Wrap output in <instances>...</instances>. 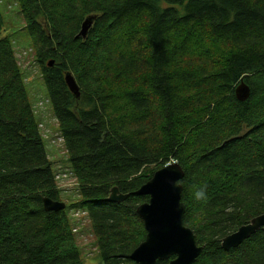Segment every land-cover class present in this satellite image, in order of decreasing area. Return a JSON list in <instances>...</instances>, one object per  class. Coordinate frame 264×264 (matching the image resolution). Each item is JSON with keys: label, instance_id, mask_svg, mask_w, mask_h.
<instances>
[{"label": "trees", "instance_id": "obj_1", "mask_svg": "<svg viewBox=\"0 0 264 264\" xmlns=\"http://www.w3.org/2000/svg\"><path fill=\"white\" fill-rule=\"evenodd\" d=\"M16 1L77 191L44 211L61 198L0 7V264H85L69 212L85 214L99 264H134L147 201L136 191L171 162L183 224L204 247L195 264H264L263 230L221 248L264 214V0ZM114 187L125 201H108Z\"/></svg>", "mask_w": 264, "mask_h": 264}, {"label": "water", "instance_id": "obj_2", "mask_svg": "<svg viewBox=\"0 0 264 264\" xmlns=\"http://www.w3.org/2000/svg\"><path fill=\"white\" fill-rule=\"evenodd\" d=\"M96 15L87 16L80 26L76 39H86ZM53 61L48 66H53ZM64 82L73 98H80L77 82L70 72L64 74ZM235 96L239 102L250 96L249 87L241 81L235 88ZM184 171L177 162H171L154 172L153 176L143 184L136 194L147 197V201L136 208V214L143 223L146 236L129 256L134 264H157L167 261L168 264H195L204 247L197 243L191 229L183 224L185 206L182 203L183 187L181 181ZM127 195L119 193L114 187L108 196L111 203L125 201ZM66 205L50 198H43V209L46 212H59ZM259 230L264 231V214L252 218L235 232L221 240V248L225 251L239 247L245 240Z\"/></svg>", "mask_w": 264, "mask_h": 264}, {"label": "rangeland", "instance_id": "obj_3", "mask_svg": "<svg viewBox=\"0 0 264 264\" xmlns=\"http://www.w3.org/2000/svg\"><path fill=\"white\" fill-rule=\"evenodd\" d=\"M1 11L7 25L8 35L14 47L15 57L27 85L29 100L39 122L48 158L53 166L60 202L68 205V199H76L77 183L72 178L67 163L62 141L59 137L58 123L46 99L42 83L41 70L24 31L22 20L16 14V0H0ZM77 220L72 231L76 234V242L85 264H99L96 239L90 224L83 212H69Z\"/></svg>", "mask_w": 264, "mask_h": 264}, {"label": "built area", "instance_id": "obj_4", "mask_svg": "<svg viewBox=\"0 0 264 264\" xmlns=\"http://www.w3.org/2000/svg\"><path fill=\"white\" fill-rule=\"evenodd\" d=\"M57 176H55V178H56Z\"/></svg>", "mask_w": 264, "mask_h": 264}]
</instances>
